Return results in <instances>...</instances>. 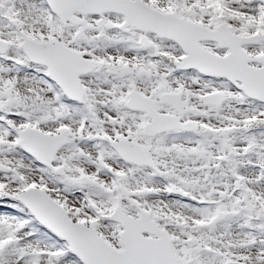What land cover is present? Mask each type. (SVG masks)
<instances>
[{"label": "snow or ice", "instance_id": "1", "mask_svg": "<svg viewBox=\"0 0 264 264\" xmlns=\"http://www.w3.org/2000/svg\"><path fill=\"white\" fill-rule=\"evenodd\" d=\"M0 264H264V0H0Z\"/></svg>", "mask_w": 264, "mask_h": 264}]
</instances>
